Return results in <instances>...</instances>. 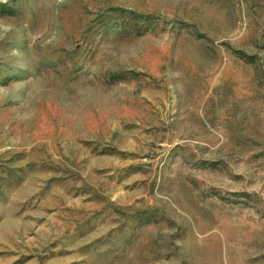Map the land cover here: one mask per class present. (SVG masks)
Instances as JSON below:
<instances>
[{
  "label": "rangeland",
  "instance_id": "rangeland-1",
  "mask_svg": "<svg viewBox=\"0 0 264 264\" xmlns=\"http://www.w3.org/2000/svg\"><path fill=\"white\" fill-rule=\"evenodd\" d=\"M0 264H264V0H0Z\"/></svg>",
  "mask_w": 264,
  "mask_h": 264
}]
</instances>
